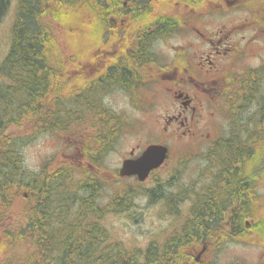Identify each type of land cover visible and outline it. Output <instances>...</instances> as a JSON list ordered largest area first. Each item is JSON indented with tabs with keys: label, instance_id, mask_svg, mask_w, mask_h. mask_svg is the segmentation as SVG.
Masks as SVG:
<instances>
[{
	"label": "trees",
	"instance_id": "obj_1",
	"mask_svg": "<svg viewBox=\"0 0 264 264\" xmlns=\"http://www.w3.org/2000/svg\"><path fill=\"white\" fill-rule=\"evenodd\" d=\"M105 1L107 0H18L10 44L0 63V198H6L12 182L15 189L24 184L28 192L33 191V194L29 193L31 203L27 211L28 223L23 228V235H19L21 240L26 241V255L17 264H183L177 261L186 257L187 246L192 247L194 240L198 241L202 237L199 229L205 228L206 235H209L214 232V228H218V224L222 225L224 232L221 236L225 240L235 241L236 238L247 236L254 241H264V230L260 229L257 235L252 236L244 222L252 200L248 168L252 162V149L251 140L247 138L234 136L232 140H223L220 153L219 147L216 148L217 153L212 159L215 163L223 155L222 160L227 159L221 165L237 164L240 168L234 167L226 171L228 178L217 181V189L222 191L219 196L216 190H212L208 191L211 197L206 195L198 200L194 197L189 206L190 217L183 222L175 245L170 241L150 243L143 252L142 262L137 261L134 251H126L120 243L112 242L108 229L98 220L103 211L105 215L119 212L118 207L128 202V193L116 195L109 207L100 208L94 196L98 194L101 183H97L90 170H84L77 184L70 182L74 178L70 165H61L52 171L44 169L33 177L28 174L24 176L26 172L18 168L20 155L16 151L17 141L4 132L10 126L26 130V126L31 125V133L34 134L40 130L70 126L83 112L95 110L90 118L94 117L98 121L96 126L101 125L102 132L96 137L97 143L107 138L105 133L108 130L111 143L119 134L123 119L104 107L98 99L115 85L106 88L107 86H100L101 81H93L87 70L89 62L79 64L74 51L69 59V69L60 67L49 59L55 42L50 36L48 24L59 22L64 27L65 35L69 31L77 33L80 29L77 28L76 31L70 25V20H79L82 12H86L87 16L80 24L92 28L89 37L92 51H99V46H104L103 38H96L93 30L102 29L105 25ZM89 4H94L97 8L89 10ZM8 8L9 0H0V20ZM94 13L96 15L92 17ZM46 17L48 20L44 21ZM142 45L146 47L147 42ZM129 47L136 52L138 44L133 45L126 40L121 44L120 51L127 57L132 56L128 51ZM96 60L95 58L94 61ZM56 69L61 70L59 82H56L59 74ZM75 69L78 71L74 72ZM131 69L135 73L134 79L137 78L135 66H131ZM126 71L116 72L112 82L124 77ZM134 79L130 83L122 82L116 86L133 91ZM121 81L124 79L121 78ZM91 103L94 107H91ZM62 119L65 121H61ZM32 126L36 128L34 131ZM215 146L217 147L216 144ZM87 150L90 154L91 148ZM254 156L257 161V154ZM12 167H15L16 174H11ZM211 179L210 183H213V177ZM167 182L170 184L168 179ZM210 185L202 186L199 191L203 190L205 193ZM185 196L178 194L167 201L170 214L176 202L187 200ZM117 199L121 202L117 203ZM189 223L192 224V229L187 230ZM5 243L0 234V264H15L7 258V254L2 256L7 249Z\"/></svg>",
	"mask_w": 264,
	"mask_h": 264
},
{
	"label": "flooded vegetation",
	"instance_id": "obj_2",
	"mask_svg": "<svg viewBox=\"0 0 264 264\" xmlns=\"http://www.w3.org/2000/svg\"><path fill=\"white\" fill-rule=\"evenodd\" d=\"M103 15L105 25L102 29L94 28L93 33L105 43L99 46V51L91 52L87 70L93 81L109 84L116 72L128 70L126 75L132 82L134 65L136 89L157 83L155 96L166 108L154 119L161 138L149 140L148 144L165 145L167 159L173 147L178 148L179 157H189L215 144L220 147L223 139L241 130L239 135L246 133L251 139L252 162L248 166L251 195L255 197L261 192L264 187V0H107ZM208 25L213 26L209 29ZM172 38H178V42ZM125 40L138 44L136 52L128 48L131 57L120 51ZM142 42H147L146 47ZM164 47L168 52L163 51ZM60 75L56 82L60 81ZM121 78L114 83L121 85L124 82ZM113 88L124 94L133 93L125 87ZM129 152L131 157L140 154L135 147ZM113 175L117 177L116 171ZM124 178L137 179L136 176ZM215 190L217 196L222 193ZM260 209L264 206L255 208L253 199L247 222L252 236L264 230ZM185 216L189 218L190 212ZM189 224L187 230L192 229ZM217 227L209 235L205 228L199 229L202 237L194 240L192 247H186V257L181 261L176 259L177 263L202 264L200 258L222 244L223 228L220 224ZM180 233L181 227L167 241L175 245ZM255 242L264 253V241ZM255 264L264 262L259 259Z\"/></svg>",
	"mask_w": 264,
	"mask_h": 264
},
{
	"label": "rangeland",
	"instance_id": "obj_3",
	"mask_svg": "<svg viewBox=\"0 0 264 264\" xmlns=\"http://www.w3.org/2000/svg\"><path fill=\"white\" fill-rule=\"evenodd\" d=\"M17 5L18 0H9V8L0 20V63L10 44ZM91 7L89 4V10ZM86 16V12H82L79 20L71 18L70 25H73L76 31L77 28L80 29L77 33L69 31L65 35L64 27L59 22L53 21L54 25L51 22L48 24L51 29L50 36L55 42V47L49 54L52 63L56 62L60 67L69 69L71 65L69 59L73 51L79 64L90 62L88 58L92 52V45L89 41L91 27L80 24ZM46 20H48L47 17L44 18V21ZM212 26L208 25V28ZM171 40L178 42V38ZM163 51L168 52L166 47ZM132 76L135 75L132 74ZM129 81L127 77V82ZM127 82L125 78L124 83ZM108 84L109 82L104 81L100 86H107L106 88L110 85L116 86L114 82ZM156 84L147 83L135 89L133 93L125 94L111 86L112 89L108 93L100 95L98 99L102 100L104 107L115 112L124 121L120 127L122 131L112 143L109 130L105 133L107 139L100 144L97 143L96 137L102 132L101 125L96 126L98 121L94 117L90 118L95 110L83 112V115L78 120H74L70 126H58L59 128L55 130H40L32 134L31 125H28L26 130L18 126H10L4 131L17 141L16 151L20 155L17 166L26 172L24 176L28 174L33 177L34 174L44 169L52 171L59 165H72L75 175L70 182L79 183L84 170H90L97 183H101L98 194L94 196L100 208L109 207L112 198L116 195L128 193V202L118 207L119 212L105 215L103 211L98 220L108 229L111 241L120 243L126 251H134L138 262L143 261V252L150 243L162 244L180 228L194 197L198 200L206 196L208 190L217 189V181L228 178L226 171L234 167L240 168L237 164L221 165L222 161L227 159L222 160L223 155L215 163L212 160L217 153L218 146L215 145L211 149L204 150V148L201 152L189 155V157H179L178 148L173 147L165 165L155 170L145 183H138L131 178L115 177L114 172L119 168L121 160L129 156V150L132 147L139 152L147 141L161 138L159 130L155 127L154 119L164 113L166 107L165 103L163 104L155 96ZM93 104L91 103V107H94ZM32 128L33 131L36 129L33 126ZM240 131H237L236 135L227 137L228 140H232L234 136L250 139L246 133L239 135ZM104 142H106L105 146H103ZM90 148V154H88L87 149ZM222 149L221 144L218 148L219 153ZM89 165H94V168L88 167ZM244 166L246 167V164ZM14 169L15 167H12L11 174H16ZM211 177H213V183H210ZM67 181L69 182V179ZM206 184H211L207 191L205 193L203 190L199 191ZM25 192L28 190L24 184H21L14 194L12 190L5 199L0 198V234L7 244L5 247L7 249L3 251L2 256L5 257L7 254V258L9 257L15 264L21 261L27 250L26 241L21 240L19 236L23 235V228H26L28 223L27 211L31 203V199L24 196ZM178 194L186 195L187 200L176 202L170 214L166 205L167 201L172 200ZM255 197L256 204L264 202V187ZM115 201L121 202L119 199ZM263 204L258 208H262ZM263 210L258 211L260 217L264 216V213H261ZM248 211L250 212V208ZM247 220L246 217L244 222ZM224 240L222 237V243ZM255 243L257 242L247 236L238 238L237 242H225L214 250L209 249L200 261L202 264H255L259 259L264 262V256L261 258L264 253Z\"/></svg>",
	"mask_w": 264,
	"mask_h": 264
},
{
	"label": "water",
	"instance_id": "obj_4",
	"mask_svg": "<svg viewBox=\"0 0 264 264\" xmlns=\"http://www.w3.org/2000/svg\"><path fill=\"white\" fill-rule=\"evenodd\" d=\"M166 154V146L150 144L138 157L124 159L119 168V175H136L139 181H143L152 169L158 168L164 162Z\"/></svg>",
	"mask_w": 264,
	"mask_h": 264
},
{
	"label": "bare ground",
	"instance_id": "obj_5",
	"mask_svg": "<svg viewBox=\"0 0 264 264\" xmlns=\"http://www.w3.org/2000/svg\"><path fill=\"white\" fill-rule=\"evenodd\" d=\"M248 127V126H247Z\"/></svg>",
	"mask_w": 264,
	"mask_h": 264
}]
</instances>
